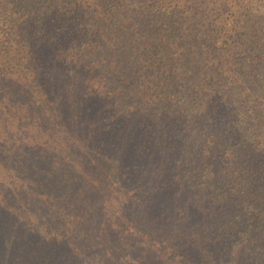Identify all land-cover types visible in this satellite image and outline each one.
<instances>
[{
    "label": "trees",
    "instance_id": "16d2710c",
    "mask_svg": "<svg viewBox=\"0 0 264 264\" xmlns=\"http://www.w3.org/2000/svg\"><path fill=\"white\" fill-rule=\"evenodd\" d=\"M0 128L13 264H264V0H0Z\"/></svg>",
    "mask_w": 264,
    "mask_h": 264
},
{
    "label": "rangeland",
    "instance_id": "374dc122",
    "mask_svg": "<svg viewBox=\"0 0 264 264\" xmlns=\"http://www.w3.org/2000/svg\"><path fill=\"white\" fill-rule=\"evenodd\" d=\"M2 136H3V131L0 128V141H2V138H1ZM19 163L21 165V161ZM12 168H13L12 166H10V168H9L8 164L4 163V161H3V163L0 162V188L1 189H7L5 191V193L3 194V195L7 196L5 199L6 200V210H5L6 212L4 213L5 217L1 218L0 221H3L4 223H8L9 226H11L10 230L13 233L14 224L21 222L20 216H23V212L26 211L27 205L25 206L24 204H21L22 203L21 202L22 201L21 200L22 195H20L21 190L18 188L19 183H16L17 181H14L15 183L14 182L11 183V185H8V187L1 185V184H4V182L8 181L9 177H6V174ZM19 172L23 175L24 170H22V168H21L19 170ZM8 183H10V182H8ZM22 192H24V191H22ZM24 202H25V200H24ZM27 213L31 218H34L33 216H31V212L29 210L27 211ZM5 220H7V221H5ZM0 224H1V222H0ZM8 230L9 229H7V227L6 228H3V227L0 228V241H1V239H3L1 237L7 238L8 236H10V238H11V232L9 233ZM22 230H24V229H22ZM17 231L20 232L21 230H17ZM0 247H2V246H0ZM3 247H4L3 250H0V264H13V260L16 259V254L14 255V249H12L11 243L8 247V250H7V248H5V246H3ZM10 251H11V253H9Z\"/></svg>",
    "mask_w": 264,
    "mask_h": 264
}]
</instances>
